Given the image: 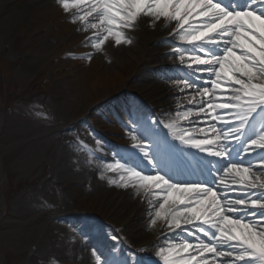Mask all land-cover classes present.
I'll use <instances>...</instances> for the list:
<instances>
[{
    "label": "snow or ice",
    "instance_id": "obj_1",
    "mask_svg": "<svg viewBox=\"0 0 264 264\" xmlns=\"http://www.w3.org/2000/svg\"><path fill=\"white\" fill-rule=\"evenodd\" d=\"M55 3L65 14L75 10L69 22L79 24L78 31L93 33L85 40L94 53H101L108 42L116 47L130 45L125 33L133 31L143 17L153 23L174 24L169 35L191 49L184 54L173 47L177 61L189 70L204 68L196 73L201 78H193L194 83L184 79L175 85L181 92H195L184 99L198 110L177 111L163 127L176 144L210 159L197 160L193 173L175 145L149 128L139 134L148 139L151 148L141 144L137 135L129 139L131 148L148 165L155 161V167L141 174L144 166L135 154L129 156L130 167H105L106 172L119 174L109 184L149 198L155 209L150 212L149 227L160 222L169 234L191 238L158 251L161 264H264V0ZM200 84L210 87H197ZM176 106L184 107L179 102ZM95 264L105 262L97 257Z\"/></svg>",
    "mask_w": 264,
    "mask_h": 264
},
{
    "label": "bare ground",
    "instance_id": "obj_2",
    "mask_svg": "<svg viewBox=\"0 0 264 264\" xmlns=\"http://www.w3.org/2000/svg\"><path fill=\"white\" fill-rule=\"evenodd\" d=\"M24 2H32V7H24L22 5ZM69 2H71V0H69ZM74 14L75 10L67 14L63 13L55 3V0H0V21L5 24L7 28L12 27L13 33L10 39H12L14 43L20 44L22 52L27 55V61L31 62L33 66L41 62L40 65L35 67L34 72L39 76V79L43 81L42 86L46 92H49V90L53 88H57L58 90L66 88L70 91L71 96L69 97L71 99L64 97V95L54 96V98L58 101L60 100L61 103H67L68 101L73 103L72 118H74V120L80 118L86 119L88 115H90L89 113L93 111L94 113L92 116L95 117L93 119L100 124L101 136L105 137L107 134L120 133V119L118 113L121 111V108H129V104L124 100L126 97L130 96L129 93H131V96L133 95L132 93L139 95L141 102L136 100V105L139 106V108H142V102H149L156 110L158 109L157 106H162L163 104L170 105L169 102L172 103V101L174 103H180L178 94H182L184 97L186 90L181 92L176 88L175 85L179 84L177 82H157L153 86V84L148 82L152 76L145 74L141 76L142 82L134 84L135 86L130 85V79H133V77L137 75L139 68L148 65L149 60L153 57L154 50L151 48L150 44L164 35L169 36L167 34L172 32L174 24H165L164 21L153 23L149 18H140L134 30L125 33L127 39L131 41L130 45L120 46L126 52L128 58L126 60H121V58L118 57L117 60L120 65L115 66L107 62L102 52L94 53L90 46H86L87 41L85 37H89L93 33L91 31H78L81 26L69 22ZM31 15L33 17H30ZM150 24L151 27H149ZM168 26L170 27L164 31L163 29ZM113 45H115L114 42H108L105 47H107L108 50H112ZM89 52L93 54L90 59H87L85 57ZM172 61H176V59ZM31 71L32 67L28 65H21L19 67V72L21 73H30ZM155 77L156 75L154 74L153 79H155ZM130 98L132 99V97ZM79 102L80 104H78ZM173 105L175 108L167 114H160L158 120L162 122L161 126L163 128L164 140H166L169 145H175L176 148V142L171 140V138L167 139L166 134L168 132L163 125L165 123H171L174 113L177 111H184L185 108H177V104H172L171 107ZM191 110L197 111L192 108ZM99 112L105 113L107 121L97 117V113ZM192 119L204 118L194 117ZM187 126L200 127L201 125ZM220 127L223 128L224 125H220ZM126 139L129 147L128 150H132V141L128 136ZM89 147L93 150V153L97 155L104 153L103 148L96 142L90 144ZM229 147H231V145H229ZM161 148H163V142H161ZM5 149H7V145L0 143V152ZM128 150L124 147L118 148V152L122 157L129 154ZM189 150L194 157H196L194 158L195 161H206L210 159L204 157L202 153L195 152L193 149ZM198 154L201 155L198 156ZM181 159L186 163L187 167L192 170L193 163L186 161L184 158ZM76 163H78V161H76ZM143 165L153 168L155 167V161L152 165ZM105 167L106 166H95L92 164L91 158L82 159L81 168L78 175L73 182H71L72 184L66 182L67 179L62 177L63 179L58 180L59 182H57L58 184L54 187V191L57 192V197H61L66 204L76 203V201L79 200L75 212L79 214V216L83 217L86 214L95 216L90 218L92 223L89 224L88 228H93L94 233L98 234V236L93 237V239L99 240L101 246L104 247L108 244L111 245L115 243L113 240H110V236L103 235L104 231L108 229L105 227L108 223L115 224L113 230L120 236V241L126 240L128 243L133 244L137 230L141 228L143 223L148 219L153 218L150 212H154L155 209L151 208V205L148 203V197L136 195L135 191L131 188L124 189L117 187L115 184H109V180L117 181L119 179V174L106 172ZM1 172L3 175L4 173L2 170ZM101 177L104 178L101 179ZM185 178H191V176L185 174ZM67 189L69 190L66 191ZM81 190L84 193L83 197L79 195ZM233 190L240 191L235 188ZM154 203L157 204L158 201ZM138 208L141 209L140 214H136L135 212ZM46 214L58 215L60 218L66 216L63 211H48L41 215L44 216ZM67 214L73 215V213L69 212ZM73 218L74 217H72V219ZM0 219H3L2 216H0ZM125 222L128 224L127 232L121 230ZM59 225H61L62 233L58 235L59 232H57V234L52 236L55 241L53 243L56 244L58 242V249L49 250L45 254L47 256H44L52 257V259H48L51 261L60 260L61 264H84L83 259L78 258L79 256L76 254L74 245L76 243L85 245V241L81 239V237L71 233L68 235L65 234L64 230H69V224ZM82 226L83 224H80V227ZM84 227L87 226L85 225ZM157 227L158 225H156L155 231ZM128 232L132 233L130 239H127L126 236ZM158 232L159 233L154 234L153 238H149L150 242H165L164 239H162L165 235L163 236L162 234H165L167 229ZM176 236L177 238H175V240L177 241L174 243H178L180 240L191 239L183 234H176ZM93 239L92 242H96ZM120 241L118 243H120ZM135 246L139 247L143 246V244H136ZM157 248L158 247L151 248L150 251H146L140 256L142 257L143 264H149L148 262L150 261H156L157 264H161L160 259L156 256L158 252ZM103 252H105V250H103ZM117 255L119 259L123 261L137 262L132 254H128L125 251H120ZM102 257L103 258L100 259L102 262H105V264L122 263L120 260H111L109 263L111 259L109 253H104ZM93 259L96 260V257ZM50 264H52V262H50Z\"/></svg>",
    "mask_w": 264,
    "mask_h": 264
},
{
    "label": "rangeland",
    "instance_id": "obj_3",
    "mask_svg": "<svg viewBox=\"0 0 264 264\" xmlns=\"http://www.w3.org/2000/svg\"><path fill=\"white\" fill-rule=\"evenodd\" d=\"M22 5L30 8L32 2H24ZM32 15L30 17H33ZM12 33V27L7 28L0 21V143L7 145V149L0 152V183L3 182L2 186H4L0 190V198L1 195L4 198L3 219L0 220V264H50V262L61 264L60 260H48L52 257H45L47 256L45 254L58 246V242L53 243L55 241L52 236L61 229L59 224L67 222L75 224V227H72L73 234L81 237L86 243L85 245L77 243L74 245L78 258L83 259L85 264H93L95 263L93 258L104 255L103 250L106 253L108 248L99 246L97 242H91L93 228H88V226L92 223L89 219L93 215L69 216L68 212H76L79 200L76 203L66 204L61 197H57L54 187L58 184V180L63 178L72 184L71 182L81 168L80 157H92L83 141L95 140L99 136L92 133L86 135L85 132L82 136L80 135V128L84 131H89V128L86 122L72 118L73 103L69 101L61 103L60 100L54 98L58 95L70 98V91L66 88L59 90L53 88L46 92L42 86L43 81L34 72L35 67L41 62L33 66L31 62L27 61V55L22 52L20 44L14 43L10 39ZM160 44H163V47L167 46V42ZM181 50L184 54L188 53L187 50ZM155 52H158V49ZM102 53L107 62L115 66L120 65L118 57L121 60L128 58L126 52L115 45L112 50L105 47ZM176 56V54L171 55L173 59ZM158 60L164 62L166 59L156 58L151 65L159 67ZM21 65L32 67V71L30 73L19 72ZM158 69L159 73H165L164 77L160 80L151 78V84L181 81L178 77L182 76L181 73L170 75L168 73L172 70ZM188 70H184L185 73L189 74ZM150 71L152 70H147L146 66L143 67L140 76L136 75L130 79V85L135 86L134 84L142 82L141 76ZM200 78L196 76L197 80ZM205 86L210 87V85ZM98 116L103 115L99 114ZM112 135L119 141L123 139L122 134ZM108 144L113 145L109 140ZM101 162H104V159L100 157ZM1 170L5 175L4 181H2ZM141 173L144 174V171L142 170ZM79 195L84 196L82 190ZM48 211H63L64 215H68V217L41 215ZM135 212L140 214L141 209L138 208ZM72 217L74 218L72 219ZM150 220L148 219L137 230L134 243L143 244L142 250L154 246L161 250L169 244H173L176 234L166 238L165 242L159 245L153 242L149 243V238L154 237L156 229V226L149 227ZM80 224H83L82 227L85 229H82ZM85 225L87 227H84ZM157 225L158 230L164 229L160 222ZM108 227L110 230L112 229L110 224ZM122 228L123 231L128 230L127 222ZM131 234L127 233L129 238ZM111 236L118 239V236L113 232ZM111 247L114 251L124 247L132 252L124 245H118L117 248Z\"/></svg>",
    "mask_w": 264,
    "mask_h": 264
}]
</instances>
